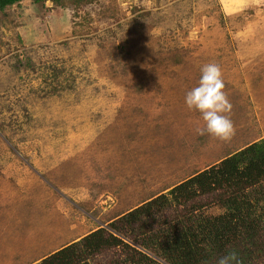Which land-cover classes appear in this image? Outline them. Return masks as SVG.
Instances as JSON below:
<instances>
[{
	"label": "rangeland",
	"instance_id": "obj_1",
	"mask_svg": "<svg viewBox=\"0 0 264 264\" xmlns=\"http://www.w3.org/2000/svg\"><path fill=\"white\" fill-rule=\"evenodd\" d=\"M207 63L220 66L232 106L227 142L199 135L201 114L184 102ZM263 137L264 0L8 6L0 11V264H38L101 228L120 243L79 252L78 264H129L143 239L119 218ZM236 189L155 208L142 224L159 230L190 214H223Z\"/></svg>",
	"mask_w": 264,
	"mask_h": 264
},
{
	"label": "trees",
	"instance_id": "obj_2",
	"mask_svg": "<svg viewBox=\"0 0 264 264\" xmlns=\"http://www.w3.org/2000/svg\"><path fill=\"white\" fill-rule=\"evenodd\" d=\"M22 1L0 0V11ZM235 185L236 191L222 200L226 208L223 214H190L179 223H170L159 230L154 229L153 223L148 228L142 224L148 217H154L155 208L219 188L227 191ZM117 222L131 226L135 234L141 235L140 245L148 251L133 247L129 264H161L160 260L168 264H217L220 257L233 252L238 264H256L258 257L264 261V137L224 158L218 165L191 176L172 188L168 195H160L129 211ZM118 243L115 234H106L101 228L38 264H78L77 253L89 256Z\"/></svg>",
	"mask_w": 264,
	"mask_h": 264
},
{
	"label": "clouds",
	"instance_id": "obj_3",
	"mask_svg": "<svg viewBox=\"0 0 264 264\" xmlns=\"http://www.w3.org/2000/svg\"><path fill=\"white\" fill-rule=\"evenodd\" d=\"M198 84L187 91L184 102L189 110L198 111L204 122L196 129L199 135L208 134L221 141H229L235 134L232 120L226 113L231 110V103L224 92L223 73L216 63L204 64L200 69ZM237 261L236 253L220 257L217 264H233Z\"/></svg>",
	"mask_w": 264,
	"mask_h": 264
}]
</instances>
